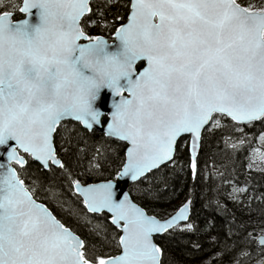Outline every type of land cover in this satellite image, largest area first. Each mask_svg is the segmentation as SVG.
Listing matches in <instances>:
<instances>
[{"label": "snow or ice", "instance_id": "obj_1", "mask_svg": "<svg viewBox=\"0 0 264 264\" xmlns=\"http://www.w3.org/2000/svg\"><path fill=\"white\" fill-rule=\"evenodd\" d=\"M242 155L264 0H0V264H264Z\"/></svg>", "mask_w": 264, "mask_h": 264}, {"label": "trees", "instance_id": "obj_2", "mask_svg": "<svg viewBox=\"0 0 264 264\" xmlns=\"http://www.w3.org/2000/svg\"><path fill=\"white\" fill-rule=\"evenodd\" d=\"M21 17L22 16L19 14V15L16 16V19H20ZM90 30H91V32L93 34H97V29L92 28ZM99 34H101L103 37L107 38L108 40H113V36L114 35L111 32H102L101 31ZM259 132H260V129L250 130V134L251 135H257L258 136ZM96 134H97V136H100L101 135V133H99V132H97ZM119 151L122 153L123 152V149H119ZM249 163H250V161L245 156H243V155L241 156L240 160L237 161V168L240 169V172H241L242 176L246 172L251 171L252 172V175L255 177V182L257 184L264 183V173L259 172V171H254L252 169L249 170L247 168V165ZM117 166H118V162H117V164H114L112 166V169H110V171H114ZM210 167H211V165H210ZM105 176H108V172H105L104 176L95 177L93 179V181H90V182H100V181H104V177ZM109 178H111V177H109ZM178 191H179V189H178ZM181 199H183V196H181ZM165 207H168V206L166 205ZM157 211H159V209H157ZM173 255H175V256H177L179 258V254L178 253H173Z\"/></svg>", "mask_w": 264, "mask_h": 264}, {"label": "water", "instance_id": "obj_3", "mask_svg": "<svg viewBox=\"0 0 264 264\" xmlns=\"http://www.w3.org/2000/svg\"><path fill=\"white\" fill-rule=\"evenodd\" d=\"M22 17L20 18V19H16V22H19L20 20H23V19H26L27 18V16H26V14H20ZM104 39H106V40H108L107 38H105L104 37ZM108 43L109 44H115L116 43V41H115V39H114V36H113V40H111V41H109L108 40ZM97 132H99V131H97ZM100 133V132H99ZM102 182H104V181H100V182H97V183H102ZM130 184H131V182H128V183H125V182H121V189H123L124 191H128L129 190V188H130Z\"/></svg>", "mask_w": 264, "mask_h": 264}, {"label": "rangeland", "instance_id": "obj_4", "mask_svg": "<svg viewBox=\"0 0 264 264\" xmlns=\"http://www.w3.org/2000/svg\"><path fill=\"white\" fill-rule=\"evenodd\" d=\"M250 163H253V169L254 171H257L258 168H264V160L255 159L253 161H250ZM260 172V171H259Z\"/></svg>", "mask_w": 264, "mask_h": 264}, {"label": "flooded vegetation", "instance_id": "obj_5", "mask_svg": "<svg viewBox=\"0 0 264 264\" xmlns=\"http://www.w3.org/2000/svg\"><path fill=\"white\" fill-rule=\"evenodd\" d=\"M111 41V40H110Z\"/></svg>", "mask_w": 264, "mask_h": 264}]
</instances>
